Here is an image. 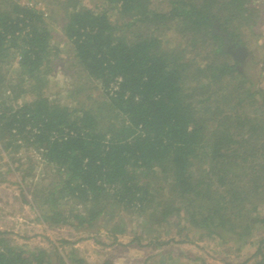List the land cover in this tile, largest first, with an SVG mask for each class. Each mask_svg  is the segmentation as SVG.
I'll use <instances>...</instances> for the list:
<instances>
[{
    "label": "trees",
    "instance_id": "obj_1",
    "mask_svg": "<svg viewBox=\"0 0 264 264\" xmlns=\"http://www.w3.org/2000/svg\"><path fill=\"white\" fill-rule=\"evenodd\" d=\"M164 1L0 0V184L18 174L52 229L246 244L264 230V91L228 48L248 47L264 2ZM54 27L90 84L65 102L47 95ZM85 239L27 251L0 231V264H90Z\"/></svg>",
    "mask_w": 264,
    "mask_h": 264
},
{
    "label": "rangeland",
    "instance_id": "obj_2",
    "mask_svg": "<svg viewBox=\"0 0 264 264\" xmlns=\"http://www.w3.org/2000/svg\"><path fill=\"white\" fill-rule=\"evenodd\" d=\"M157 1L159 6L165 2ZM83 4L87 8L97 10L103 5V0H83ZM53 36L58 55L53 61V73L49 78L47 95L52 100L65 102L69 93L80 90L79 88L83 90L89 88L90 84L81 76L73 50L58 27H54ZM246 48L249 55L242 67L244 73L257 88L264 91V5L260 24L255 28L254 35L250 36ZM85 93L88 91H83L79 95L80 99ZM97 95L98 92L93 93L94 98ZM2 155L6 160L5 155ZM5 179L6 181L0 184V231L7 233L14 246L27 251L49 249L52 248V244L60 246L59 241L63 239L74 241L77 238H87L75 245V248L90 264H103L106 261L113 264H253L252 255L258 247L259 240L264 236V230L257 227L246 244L224 245L216 240L194 239L193 236L197 234L193 232L190 233L193 237L191 243H172L169 246L154 248L148 246L146 241L142 242L145 247H140L136 243L131 244L134 235L127 233L119 236L117 243H113V239L104 232L105 229L95 230V233L87 237V234L70 227L53 229L47 227L38 221L39 212L24 202L23 196L28 201L30 198L20 176L10 173ZM136 225L128 228L136 230ZM170 234L177 241L183 240V237L174 236L173 232Z\"/></svg>",
    "mask_w": 264,
    "mask_h": 264
},
{
    "label": "water",
    "instance_id": "obj_3",
    "mask_svg": "<svg viewBox=\"0 0 264 264\" xmlns=\"http://www.w3.org/2000/svg\"><path fill=\"white\" fill-rule=\"evenodd\" d=\"M234 54V57L241 63L245 61V59L248 57L249 52L246 47L240 46L237 51ZM239 54V56H238Z\"/></svg>",
    "mask_w": 264,
    "mask_h": 264
},
{
    "label": "flooded vegetation",
    "instance_id": "obj_4",
    "mask_svg": "<svg viewBox=\"0 0 264 264\" xmlns=\"http://www.w3.org/2000/svg\"><path fill=\"white\" fill-rule=\"evenodd\" d=\"M239 47H240V46H237V45L231 44V45L229 46V48H228V52L234 57V54H233V53H235ZM238 56H239V54H238ZM234 58H235V57H234Z\"/></svg>",
    "mask_w": 264,
    "mask_h": 264
}]
</instances>
